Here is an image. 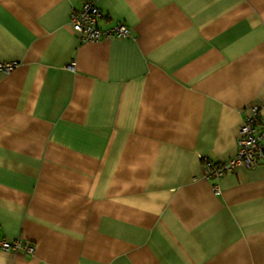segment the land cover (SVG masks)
Masks as SVG:
<instances>
[{
	"label": "crops",
	"instance_id": "1",
	"mask_svg": "<svg viewBox=\"0 0 264 264\" xmlns=\"http://www.w3.org/2000/svg\"><path fill=\"white\" fill-rule=\"evenodd\" d=\"M85 1L0 0V264H264V167L206 176L264 127V0H96L128 36L79 43Z\"/></svg>",
	"mask_w": 264,
	"mask_h": 264
},
{
	"label": "built area",
	"instance_id": "2",
	"mask_svg": "<svg viewBox=\"0 0 264 264\" xmlns=\"http://www.w3.org/2000/svg\"><path fill=\"white\" fill-rule=\"evenodd\" d=\"M102 16V11L97 6L96 0H87L80 9L72 12V26L79 43H95L103 38H125L128 36V27L116 22L108 29L99 27L98 22ZM17 66L16 62H0V74H9ZM74 69L75 63L67 66ZM262 104L256 102L245 110V118L240 125L237 137V153L226 162L215 163L206 160V176L209 179H218L228 170H233L238 166L254 169L259 166L264 167V127L259 126L260 110ZM24 248L29 254L33 253V248L27 246L21 239L11 241L0 234V249L5 251Z\"/></svg>",
	"mask_w": 264,
	"mask_h": 264
}]
</instances>
